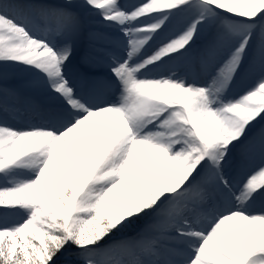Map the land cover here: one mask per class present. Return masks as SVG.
Here are the masks:
<instances>
[{
  "label": "snow or ice",
  "instance_id": "obj_1",
  "mask_svg": "<svg viewBox=\"0 0 264 264\" xmlns=\"http://www.w3.org/2000/svg\"><path fill=\"white\" fill-rule=\"evenodd\" d=\"M68 248L264 264V0H0V264Z\"/></svg>",
  "mask_w": 264,
  "mask_h": 264
},
{
  "label": "rangeland",
  "instance_id": "obj_2",
  "mask_svg": "<svg viewBox=\"0 0 264 264\" xmlns=\"http://www.w3.org/2000/svg\"><path fill=\"white\" fill-rule=\"evenodd\" d=\"M143 221H137L136 224L131 225L121 233H117L115 236L109 238L105 243H109L111 240H119L124 237L135 236L139 229L143 226ZM74 249L68 248L65 253H62L57 258V264H78L76 258L71 255H67L68 252H72Z\"/></svg>",
  "mask_w": 264,
  "mask_h": 264
},
{
  "label": "bare ground",
  "instance_id": "obj_3",
  "mask_svg": "<svg viewBox=\"0 0 264 264\" xmlns=\"http://www.w3.org/2000/svg\"><path fill=\"white\" fill-rule=\"evenodd\" d=\"M15 126H18L19 127V126H23V125H15Z\"/></svg>",
  "mask_w": 264,
  "mask_h": 264
}]
</instances>
